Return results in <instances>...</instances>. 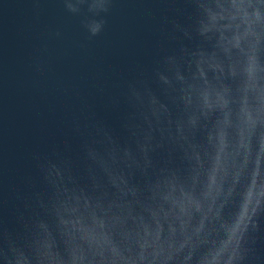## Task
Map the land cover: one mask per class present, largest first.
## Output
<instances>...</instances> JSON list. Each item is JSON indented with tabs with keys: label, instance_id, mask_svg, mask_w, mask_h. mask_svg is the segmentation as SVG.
I'll return each instance as SVG.
<instances>
[{
	"label": "clouds",
	"instance_id": "clouds-1",
	"mask_svg": "<svg viewBox=\"0 0 264 264\" xmlns=\"http://www.w3.org/2000/svg\"><path fill=\"white\" fill-rule=\"evenodd\" d=\"M184 2L162 32L175 48L123 81L122 134L76 118L77 151L33 154L0 264H264V0ZM63 3L91 40L115 0Z\"/></svg>",
	"mask_w": 264,
	"mask_h": 264
},
{
	"label": "water",
	"instance_id": "water-1",
	"mask_svg": "<svg viewBox=\"0 0 264 264\" xmlns=\"http://www.w3.org/2000/svg\"><path fill=\"white\" fill-rule=\"evenodd\" d=\"M186 9L184 0H115L105 31L90 40L63 0H0V226L18 228L17 195L39 181L34 153L79 149L74 119L105 121L122 134L115 100L123 81L149 75L175 48L162 32L173 20L186 23ZM40 55L52 73L35 72ZM258 248L264 256V245Z\"/></svg>",
	"mask_w": 264,
	"mask_h": 264
}]
</instances>
